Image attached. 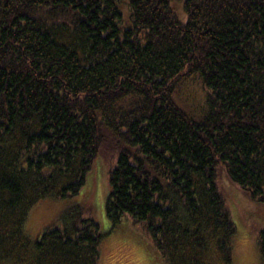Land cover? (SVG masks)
Wrapping results in <instances>:
<instances>
[{
	"label": "trees",
	"instance_id": "trees-1",
	"mask_svg": "<svg viewBox=\"0 0 264 264\" xmlns=\"http://www.w3.org/2000/svg\"><path fill=\"white\" fill-rule=\"evenodd\" d=\"M182 4L180 21L171 0H0V264H100L89 208L36 239L25 223L80 191L106 131L111 227H139L163 264H231L221 177L264 205V0ZM194 75L200 118L172 99ZM257 243L264 264V226Z\"/></svg>",
	"mask_w": 264,
	"mask_h": 264
},
{
	"label": "rangeland",
	"instance_id": "rangeland-1",
	"mask_svg": "<svg viewBox=\"0 0 264 264\" xmlns=\"http://www.w3.org/2000/svg\"><path fill=\"white\" fill-rule=\"evenodd\" d=\"M182 2L171 0L180 21L185 19ZM120 12L122 24H129L128 6L121 4ZM193 77L187 81L189 88H184L181 93L175 92L172 99L188 115L200 118L207 110V95L199 78L196 75ZM106 133L103 147L85 174V182L80 191L64 199L44 198L38 201L29 211L25 231L31 239H36L49 226L61 223L67 210L83 206L91 210L100 225V264H163L152 241L139 227L125 218L111 227L106 215L111 144L110 135ZM220 180L227 191V205L236 227L231 264H261L257 237L261 226H264V205L252 200L247 192L231 185L225 177Z\"/></svg>",
	"mask_w": 264,
	"mask_h": 264
}]
</instances>
